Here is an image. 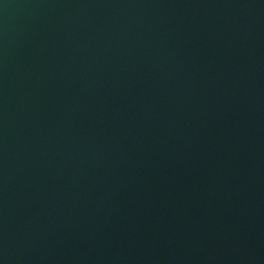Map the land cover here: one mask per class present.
I'll use <instances>...</instances> for the list:
<instances>
[{"label": "water", "instance_id": "water-1", "mask_svg": "<svg viewBox=\"0 0 264 264\" xmlns=\"http://www.w3.org/2000/svg\"><path fill=\"white\" fill-rule=\"evenodd\" d=\"M0 264H264V0H0Z\"/></svg>", "mask_w": 264, "mask_h": 264}]
</instances>
